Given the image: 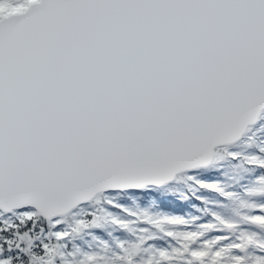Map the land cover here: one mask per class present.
Instances as JSON below:
<instances>
[{"label":"snow or ice","instance_id":"1","mask_svg":"<svg viewBox=\"0 0 264 264\" xmlns=\"http://www.w3.org/2000/svg\"><path fill=\"white\" fill-rule=\"evenodd\" d=\"M0 264H264V0H0Z\"/></svg>","mask_w":264,"mask_h":264}]
</instances>
